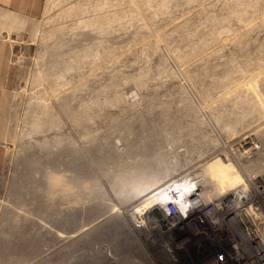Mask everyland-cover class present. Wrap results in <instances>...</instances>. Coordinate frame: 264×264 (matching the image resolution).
I'll return each mask as SVG.
<instances>
[{
	"label": "rangeland",
	"instance_id": "rangeland-1",
	"mask_svg": "<svg viewBox=\"0 0 264 264\" xmlns=\"http://www.w3.org/2000/svg\"><path fill=\"white\" fill-rule=\"evenodd\" d=\"M2 26L1 37L8 44L0 46V232L10 237L8 225L14 216L21 218L13 223L25 234L39 236V251L24 264L167 263L163 247L148 245L156 238L147 235L148 207L140 204L154 187L123 202L122 190L111 188L120 184L118 178L105 179L111 165L94 161H103L101 137H110L114 153L122 157L128 156L127 142L132 143L135 149L124 159L131 161L127 169L157 157L160 164L147 168L162 170L175 164L179 170L166 183L180 176L201 178V170L209 166L238 173L240 183L255 167L264 166V150L243 161L236 149L242 138L255 135L264 149L260 0H43L41 14L28 17L22 31L6 21ZM80 32L90 34L84 37ZM60 39L67 45L60 46ZM50 50L76 61L62 75L65 85L53 88L56 93L49 87V74L34 80L51 62L48 56L38 59V53ZM59 69L52 65L51 77L62 74ZM57 93L70 107L86 105L90 121L78 116L81 119L73 124ZM51 118L58 119V126L48 130ZM33 122L43 124V129L29 135ZM55 137L67 138L86 158L110 206L98 208L91 223L48 219L43 213L33 229L24 208L40 192L22 194L19 172L31 168L24 167V161L42 164L43 143ZM140 142L144 146L137 147ZM225 156L227 162L222 160ZM31 175L40 181V173ZM17 189L24 206L13 210ZM37 207L45 208L38 202ZM1 262L5 261L0 257Z\"/></svg>",
	"mask_w": 264,
	"mask_h": 264
},
{
	"label": "bare ground",
	"instance_id": "bare-ground-1",
	"mask_svg": "<svg viewBox=\"0 0 264 264\" xmlns=\"http://www.w3.org/2000/svg\"><path fill=\"white\" fill-rule=\"evenodd\" d=\"M260 3L262 4V6H264V0H260ZM79 34H82L85 37L86 35H89L90 32H80ZM64 41L65 40L60 39L58 44L60 46L62 44L67 45V43ZM75 47L76 46H74V48ZM83 47L82 50H85V46ZM74 50L82 51L80 48H76ZM46 56H48L49 60L51 61L50 65L46 70H42L38 74L39 76L37 75L35 77V82H37L41 78H47V75L49 74L50 89L53 90L54 87L57 88V86L59 85H62L63 87V85H65L66 83L64 81L65 78L64 80L62 79L64 76L63 74L65 73V71L72 69V66H75L74 63L76 61L74 60V62L72 60L74 63H71L66 58L62 59L61 56L56 55L52 50L47 52L42 51L40 52V54L38 53L37 58L44 61V57ZM80 58L81 57H79V60ZM54 64L59 65L61 71L63 70V73H59L60 75L57 74L60 71L59 69V71L56 73L58 76L55 75L51 77L52 65ZM55 90L53 91L56 93ZM58 90L57 92H59ZM65 90L66 89H64V91ZM56 95V99L60 102V105L63 108L62 110H64L66 115L69 116V119L71 118L70 120L73 121V124L75 123L74 121H76L80 116L84 118L85 123L90 121L91 118L90 114H88L89 111H87L86 105H81L80 103V106L78 105V108H73L70 107L72 105L67 104L68 101L66 102V99L64 100L63 97H60V95H58V93ZM94 104H97L96 100L94 101ZM51 110L50 112H52ZM52 114L53 113H50V115ZM57 120L58 119L56 118H51L49 122H47V129H55V127L58 126ZM42 129L43 124L41 125L36 122H33L31 123L29 131H27L26 133H29V135H31L35 131ZM89 133L90 132H88V134ZM255 136L257 137V135ZM101 138L103 139H100L101 141L99 142L98 147L100 152L103 154V161H100L99 159H96L94 161L97 163L103 162L106 165H111V170L107 171L104 174L106 176L105 179H110L112 176L118 178L120 184L117 186H111V188L115 189L117 187V189L119 188L122 190L124 196L121 198V200L123 202L129 201L132 197L138 196L154 187L153 190L155 192H153V194L149 195L147 198L144 197L145 199L143 198L144 200L141 201L140 204H145L148 207H146L147 211H144L147 212L146 215L147 217H149V220L151 219L152 223H155V220L157 221V218L159 217V208L164 207L165 202H167L169 198L166 189L170 186L171 183L176 181L172 180L170 183H166L164 180L172 174L176 173L179 168L175 164L170 165L162 170L155 168L153 170L152 168H147L152 165L156 166L160 164L159 162H157V160H155L158 158L157 157L155 159L153 158L152 161L145 160L142 162H138V168L135 170H130L129 167L127 169V164L131 163V161L125 162L124 159L125 157L130 158L131 153H133L135 147L132 148V143L127 142V148H129L130 150L126 152V155L128 156L122 157L120 156V154L117 155L116 153H114L115 143L110 137L105 136ZM144 144V142H140L138 143L137 147L144 146ZM43 146L46 147L45 157L40 159L43 163L37 164L33 162L35 160L24 161V167L30 166L33 170L29 167L32 170L31 172L29 171L30 169H22L19 172L22 181L24 182L23 191L25 192H23L22 194L26 195L31 189L38 190V192H40V196L38 197V199L33 198V201L29 205L25 206L24 209L25 213L27 214L26 220L30 222L31 227L33 228L34 226H36L37 216L44 213L48 219L59 216L60 218H64V220L68 223H77L79 220H85L88 223H91V220L95 217V212L98 210V208L105 209L109 207L110 204L107 203L108 199L105 196L106 194L101 190V186L99 185L97 178L91 172L92 170L89 169L90 167L86 158H84L83 156L81 157L78 154L72 142L69 141L67 138L65 139L63 137H55L53 138V140H47V143H43ZM67 150H69V154L66 157L65 154ZM61 153V157L63 158H61L60 164L59 162H56V160L60 157L59 155ZM90 159L93 161V158L90 157ZM224 161H226V158ZM209 167H204L203 170H201V178L198 175H193V177L190 178L188 176H180L181 178L177 182L180 186H182V188H184L186 184L192 182V180L194 179H197L203 187L202 195L205 200H209L212 196L217 195L221 191L228 190L229 188L239 184V182H237L238 173H233L232 170L228 171L227 167V170L226 168L224 169L226 170L225 172L222 170H212V167ZM32 172H37L41 174L40 181H35L33 179L34 176L31 175ZM166 180L168 181V179ZM243 180V178H240V183ZM161 182L166 184L164 186H160ZM19 192L20 189L13 191V210L20 209L24 206L22 196H17ZM35 200L41 205L44 204L45 208L43 210L39 209L37 207V202L35 203ZM12 219L13 220H10L12 221L11 225H8V229L10 228V230H12V234H10V237H7L4 232H0V257L2 258V261H5L1 262L0 264H24L25 262H28L30 258H32V256L30 257V254L33 255L39 251V236L34 234L28 235V233L25 234L24 230L21 229V227L19 228L16 223H13L17 222L19 224L21 218L15 220V217L13 216ZM33 229H35V227ZM160 238L165 242L169 240L168 237L165 235H161Z\"/></svg>",
	"mask_w": 264,
	"mask_h": 264
},
{
	"label": "built area",
	"instance_id": "built-area-1",
	"mask_svg": "<svg viewBox=\"0 0 264 264\" xmlns=\"http://www.w3.org/2000/svg\"><path fill=\"white\" fill-rule=\"evenodd\" d=\"M260 143L256 136L237 143L243 161L264 150ZM178 180L166 189L169 198L159 208L158 220L152 223L145 217L148 237L156 238L149 247L154 248L155 242L165 247L167 264H264V166L209 200L203 198L197 179L184 188ZM161 235L169 240H161Z\"/></svg>",
	"mask_w": 264,
	"mask_h": 264
},
{
	"label": "crops",
	"instance_id": "crops-1",
	"mask_svg": "<svg viewBox=\"0 0 264 264\" xmlns=\"http://www.w3.org/2000/svg\"><path fill=\"white\" fill-rule=\"evenodd\" d=\"M42 8L43 0H0V46L8 44L1 37L5 21L22 31L26 27L28 17H38ZM29 29L31 31V26Z\"/></svg>",
	"mask_w": 264,
	"mask_h": 264
}]
</instances>
